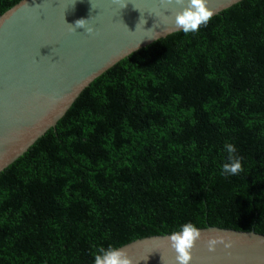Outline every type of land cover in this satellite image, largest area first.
<instances>
[{
	"label": "trees",
	"instance_id": "obj_1",
	"mask_svg": "<svg viewBox=\"0 0 264 264\" xmlns=\"http://www.w3.org/2000/svg\"><path fill=\"white\" fill-rule=\"evenodd\" d=\"M186 223L264 235V0L121 61L0 174V264H94Z\"/></svg>",
	"mask_w": 264,
	"mask_h": 264
},
{
	"label": "water",
	"instance_id": "obj_2",
	"mask_svg": "<svg viewBox=\"0 0 264 264\" xmlns=\"http://www.w3.org/2000/svg\"><path fill=\"white\" fill-rule=\"evenodd\" d=\"M243 1L208 0V7L214 18ZM128 2L121 10L112 0H22L0 16V174L55 129L98 78L138 51L182 32L171 20L165 22L179 7L168 5L171 11H166L161 0ZM82 18H90L91 35L72 30ZM198 230L202 238L191 264H264V235ZM170 235L138 239L118 250L127 252L133 264H175ZM216 235L230 237L232 248L218 245L209 252L206 240Z\"/></svg>",
	"mask_w": 264,
	"mask_h": 264
},
{
	"label": "clouds",
	"instance_id": "obj_3",
	"mask_svg": "<svg viewBox=\"0 0 264 264\" xmlns=\"http://www.w3.org/2000/svg\"><path fill=\"white\" fill-rule=\"evenodd\" d=\"M112 2L118 5L121 10L126 8L129 3L128 0H112ZM161 4L165 6L166 11H171L167 8L168 5H175L181 9L174 12L172 17L165 16V22L171 20L173 27L182 30L186 35L199 31L201 27H206L214 15V12L208 7V0H161ZM89 19H78L74 25H71L72 30L84 29L86 34L91 35L94 29L89 26ZM145 23L146 21H144ZM225 149L229 156L228 162L222 165L221 174L238 175L242 168L239 159L234 155L236 147L232 144H226ZM201 238V232L192 223L182 225L180 231L170 235L167 243L171 251L175 253V264H191L193 250ZM218 245H223L226 250L231 249V238L223 235L207 238L206 247L209 252H215ZM93 260L94 264H133L127 252L112 246L107 249L100 247L94 254Z\"/></svg>",
	"mask_w": 264,
	"mask_h": 264
}]
</instances>
